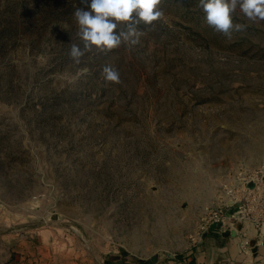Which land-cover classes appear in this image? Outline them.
<instances>
[{
  "label": "rangeland",
  "instance_id": "1",
  "mask_svg": "<svg viewBox=\"0 0 264 264\" xmlns=\"http://www.w3.org/2000/svg\"><path fill=\"white\" fill-rule=\"evenodd\" d=\"M76 8L0 0V264H255L202 229L264 163V22L228 39L162 0L138 45L75 65Z\"/></svg>",
  "mask_w": 264,
  "mask_h": 264
},
{
  "label": "clouds",
  "instance_id": "2",
  "mask_svg": "<svg viewBox=\"0 0 264 264\" xmlns=\"http://www.w3.org/2000/svg\"><path fill=\"white\" fill-rule=\"evenodd\" d=\"M87 9L76 8L73 16L78 25L80 44L71 43L69 58L80 65L89 53H107L122 44L134 47L140 43L146 28L161 19L162 0H82ZM206 24L215 32L231 39L233 32L246 29L245 24L235 23L237 12L253 24L264 22V0H198ZM87 70H85L86 72ZM106 83L120 84L119 71L110 64L102 68Z\"/></svg>",
  "mask_w": 264,
  "mask_h": 264
},
{
  "label": "built area",
  "instance_id": "3",
  "mask_svg": "<svg viewBox=\"0 0 264 264\" xmlns=\"http://www.w3.org/2000/svg\"><path fill=\"white\" fill-rule=\"evenodd\" d=\"M240 176L232 207H220L210 212L209 221L202 231H208L218 223L222 224V231L237 230L236 224L244 221L254 224L260 230V234L264 235V163L254 170L242 171ZM229 209L234 210L229 213ZM250 246L251 240L243 235L241 248L245 251Z\"/></svg>",
  "mask_w": 264,
  "mask_h": 264
},
{
  "label": "crops",
  "instance_id": "4",
  "mask_svg": "<svg viewBox=\"0 0 264 264\" xmlns=\"http://www.w3.org/2000/svg\"><path fill=\"white\" fill-rule=\"evenodd\" d=\"M236 229L239 231L238 235L236 237H230V239L234 240V243L236 244L235 249L240 252V249H242L241 243L243 235L248 236L251 240V246L244 252L251 255L249 258L250 260H253L255 264H264V235L260 234V230L257 229L254 224L249 222L239 221L236 224ZM223 232L226 231L224 230ZM242 255L244 256V253Z\"/></svg>",
  "mask_w": 264,
  "mask_h": 264
},
{
  "label": "water",
  "instance_id": "5",
  "mask_svg": "<svg viewBox=\"0 0 264 264\" xmlns=\"http://www.w3.org/2000/svg\"><path fill=\"white\" fill-rule=\"evenodd\" d=\"M233 204V202H232ZM213 230H222V224L221 223H218V224H214L212 227H211ZM224 235L225 236H232V237H236L238 235V232L237 230L233 229L231 231H226L224 232ZM155 262L157 261V259L154 260Z\"/></svg>",
  "mask_w": 264,
  "mask_h": 264
}]
</instances>
